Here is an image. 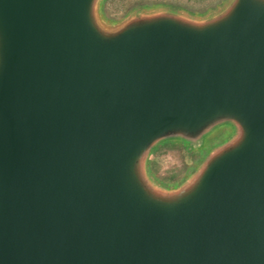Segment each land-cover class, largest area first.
<instances>
[{"label":"water","instance_id":"95a60500","mask_svg":"<svg viewBox=\"0 0 264 264\" xmlns=\"http://www.w3.org/2000/svg\"><path fill=\"white\" fill-rule=\"evenodd\" d=\"M105 1L0 0V264H264V0Z\"/></svg>","mask_w":264,"mask_h":264},{"label":"rangeland","instance_id":"374dc122","mask_svg":"<svg viewBox=\"0 0 264 264\" xmlns=\"http://www.w3.org/2000/svg\"><path fill=\"white\" fill-rule=\"evenodd\" d=\"M224 1L226 0H106L101 12L104 20L110 23L123 20L129 12L138 8L170 7L201 16ZM152 170L159 178H178L184 171L179 151L162 149L153 160Z\"/></svg>","mask_w":264,"mask_h":264}]
</instances>
